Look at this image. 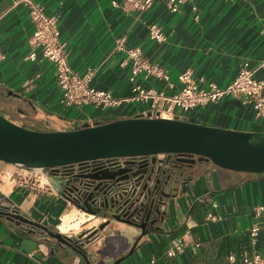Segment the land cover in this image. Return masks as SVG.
<instances>
[{
	"label": "crops",
	"instance_id": "obj_1",
	"mask_svg": "<svg viewBox=\"0 0 264 264\" xmlns=\"http://www.w3.org/2000/svg\"><path fill=\"white\" fill-rule=\"evenodd\" d=\"M34 1L47 15L57 17L70 66L81 75L95 70L90 86L109 91L114 97L130 94L127 54L115 50L122 38L127 47L139 48L144 58L168 71L170 82L155 79L145 83L168 95L181 89L177 77L185 71H190L202 88L209 89L211 84L225 88L245 61L256 70L257 79H264V0H187L177 13L168 9V0H154L145 12L113 6V1L122 0ZM151 24L163 29L165 42L151 40ZM33 31L26 3L0 0V52L5 54L0 63V108L14 119L13 123L37 126V131L51 127L70 130L141 115L139 103L106 110L63 106L54 65L42 60L40 52L35 61L25 60ZM186 120L264 132V118L257 119L251 107L231 97L190 111ZM191 171L193 179L188 181L186 192L172 200L161 230L146 236L122 264H147L153 257H157V264H231V254L238 261L244 253L264 256V212L259 217L252 212L253 206L264 205V174L229 172L205 161L197 162ZM15 172L16 166L0 161V202L9 212L17 209L29 220L64 235L71 231L62 233L59 229L66 214L74 209L87 214L67 199L59 180L48 177L51 192L43 193L17 184ZM208 213L220 219L207 220ZM94 219L90 227L101 221L97 216ZM257 223L260 230L252 239L250 230ZM137 235L127 226L100 232L92 238L91 262L114 264L129 253ZM181 236L188 245L185 253L166 257L172 241ZM195 243L200 244L196 250L192 248ZM0 264L86 263L42 229L0 215Z\"/></svg>",
	"mask_w": 264,
	"mask_h": 264
},
{
	"label": "water",
	"instance_id": "obj_2",
	"mask_svg": "<svg viewBox=\"0 0 264 264\" xmlns=\"http://www.w3.org/2000/svg\"><path fill=\"white\" fill-rule=\"evenodd\" d=\"M50 129L30 130L0 114V161L30 171H48V177L62 184L68 199L85 200L89 203L86 207L77 206L105 220L73 237L29 220L17 209L9 212L3 204L0 215L42 229L59 246L74 250L86 264H93L90 249L100 232L118 231L119 226L138 232L129 253L114 262L122 264L146 236L160 231L172 200L184 194L188 181L193 179L191 169L197 162H209L229 172L264 174V132L142 115L70 130ZM104 159L125 160L110 168L106 176L78 167ZM153 259L157 257L149 262Z\"/></svg>",
	"mask_w": 264,
	"mask_h": 264
},
{
	"label": "built area",
	"instance_id": "obj_3",
	"mask_svg": "<svg viewBox=\"0 0 264 264\" xmlns=\"http://www.w3.org/2000/svg\"><path fill=\"white\" fill-rule=\"evenodd\" d=\"M187 0H168L167 7L173 12H180V7ZM24 2L29 7V16L34 25L33 34L29 40L30 51L25 60L35 61L38 52L41 53L42 60H46L54 65L58 86L61 91V103L67 108L94 107L98 110H106L120 107L124 104L139 103L146 105L142 116L150 118L185 119L186 114L198 108H207L212 104H217L225 97H231L240 101L244 106L251 107L257 119L264 118V79L255 77L256 70L251 68L250 63L245 61L241 64L236 78L225 88H219L211 84L209 89L202 88L197 84L190 71L182 72L178 75V82L181 89L173 95H168L165 91L147 87L148 83L155 79L170 82L168 71L158 64L151 63L144 58L139 48H129L126 39L117 40L115 50L127 54L130 63V94L127 97L117 98L111 92L90 86L95 70H89L81 75L76 72L68 62L66 44L61 40V32L58 26V19L49 16L43 6L34 0H18ZM114 7H122L125 10H138L145 12L153 6L154 0H122L113 1ZM195 10V7H193ZM149 35L151 40L163 43L167 40L163 29L157 24L149 25ZM5 59V54L0 52V63ZM127 65V62H124ZM138 115V116H141ZM14 180L19 185L29 186L43 193L51 192L48 181V173L40 171H30L16 167ZM68 199V198H67ZM75 206L78 204L75 199H68ZM214 207L217 205L214 203ZM255 216L259 217L264 212V205H255L252 208ZM207 220L217 221L220 217L212 213L207 214ZM101 220H105L100 218ZM260 225H253L250 230L252 239L258 236ZM199 243L192 245L196 250ZM188 245L183 238L172 243L165 253L168 258H174L185 253ZM229 262L241 264H264V256L259 253L242 254L240 260L235 254L228 257ZM148 264H157V259H153Z\"/></svg>",
	"mask_w": 264,
	"mask_h": 264
},
{
	"label": "flooded vegetation",
	"instance_id": "obj_4",
	"mask_svg": "<svg viewBox=\"0 0 264 264\" xmlns=\"http://www.w3.org/2000/svg\"><path fill=\"white\" fill-rule=\"evenodd\" d=\"M124 160L125 159H115L112 161H107L104 159V160H99L96 162H89V163L81 164V166H78V167H82L83 169H86V170H94L93 172L95 174L106 176V175L110 174V172L108 171L110 168H114L116 166H119L121 163H123ZM69 170H71V168L65 169V171H69ZM75 198L74 199L77 201V203L79 205H81L82 207H86V205L89 204V203L85 202V200L80 199L79 197H75ZM1 204H2V202H0V205ZM92 209H95V207H93V205H92ZM4 210H6V209H4Z\"/></svg>",
	"mask_w": 264,
	"mask_h": 264
},
{
	"label": "bare ground",
	"instance_id": "obj_5",
	"mask_svg": "<svg viewBox=\"0 0 264 264\" xmlns=\"http://www.w3.org/2000/svg\"><path fill=\"white\" fill-rule=\"evenodd\" d=\"M92 218V215L86 217L84 213L80 214L77 211H72L63 217L59 229L62 233H67L70 229L72 230V228H78L81 223L91 220Z\"/></svg>",
	"mask_w": 264,
	"mask_h": 264
},
{
	"label": "rangeland",
	"instance_id": "obj_6",
	"mask_svg": "<svg viewBox=\"0 0 264 264\" xmlns=\"http://www.w3.org/2000/svg\"><path fill=\"white\" fill-rule=\"evenodd\" d=\"M141 107H142V109L140 110V112L143 113L147 106L143 104ZM0 114L3 117L7 118L8 120L14 121V119L10 118L6 113H4V111H2L1 108H0ZM24 127L27 128V129H30V130H34V131L40 130L39 127H37V126H30V125H27V124H25ZM74 211H76V210L74 209ZM79 213L81 214L82 212H79ZM89 215H91V214H88V213L85 214L86 217H88ZM93 218H94V216H93ZM93 218L91 220H87L84 223H81L78 228H72V230L70 229L71 231L70 230H69L70 232L68 231L69 234H65V235H72L73 237H75L76 235L83 234L84 232L89 231V229L91 228L90 227L91 224H94V222H95V219L93 220Z\"/></svg>",
	"mask_w": 264,
	"mask_h": 264
}]
</instances>
